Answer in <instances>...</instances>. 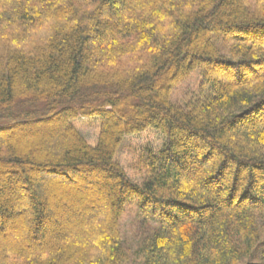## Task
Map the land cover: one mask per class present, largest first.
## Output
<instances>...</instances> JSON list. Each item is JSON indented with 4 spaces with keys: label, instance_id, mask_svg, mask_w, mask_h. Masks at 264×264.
<instances>
[{
    "label": "trees",
    "instance_id": "1",
    "mask_svg": "<svg viewBox=\"0 0 264 264\" xmlns=\"http://www.w3.org/2000/svg\"><path fill=\"white\" fill-rule=\"evenodd\" d=\"M148 129L135 181L116 155ZM100 170L107 202L72 194ZM0 186V264H264V0H0ZM67 209L95 212L46 238Z\"/></svg>",
    "mask_w": 264,
    "mask_h": 264
},
{
    "label": "rangeland",
    "instance_id": "2",
    "mask_svg": "<svg viewBox=\"0 0 264 264\" xmlns=\"http://www.w3.org/2000/svg\"><path fill=\"white\" fill-rule=\"evenodd\" d=\"M216 70V69H215ZM246 72V71H245ZM249 77V75H248ZM251 76L249 77V79ZM201 83V78L199 77V74H193L191 75L188 80L185 82L179 84L173 91L172 94V100L174 102L182 103L183 101L189 99L192 94L199 90V84ZM73 124L75 127L82 133V135L85 137V139L88 141V143L92 146H95L97 144V141L99 139L100 135V120L95 117H86V118H78L73 121ZM248 126H253L252 123L248 124ZM32 132L35 130L29 129ZM164 143V137L161 133L148 129L144 131L143 133H140L138 135L129 136L127 137L122 145L120 146L118 153L116 155L117 162L124 168L128 176L135 180L140 181L141 177L143 175V172L139 171V167L141 165V151L143 149H146L147 147L153 148L155 151L159 150ZM105 172L103 170H100L98 173V176L93 179L90 184L88 185L90 188H83L82 191H76L72 194L75 196H80L81 198H84V196H90L92 199L97 200L99 205L104 204L107 202V197H105V192H107L110 189V186L112 185V179L108 180V185L103 186L101 181L102 178H104ZM72 186V185H71ZM2 190V187L0 186V192ZM3 191V190H2ZM99 192L100 194H97L96 192ZM12 192L5 191L6 195H10ZM24 195V194H23ZM67 195H63V197L66 198ZM25 197V195H24ZM60 197V196H59ZM62 198H58L56 200H52L53 207L55 208L56 212L61 210L64 207L63 202L61 201ZM22 202H24L22 200ZM70 202V201H69ZM74 204V203H73ZM77 205H73L72 208H76ZM69 211L68 214H66L64 217L58 216L56 219H47V224H49L48 228V235L46 238L53 239L55 233H61L63 232L64 228L71 224L72 222L76 220H80L82 218H87L95 211L92 209H85L83 210V213L80 214V216L75 217L74 211L72 209H67ZM20 212H24L23 208L19 209ZM77 212V211H76ZM136 215V208L133 205H128L126 209V213L122 219V232L124 235H126L128 238H133L136 228H137V220L135 219ZM56 221L53 223V221ZM52 223V225H51ZM21 228L13 227V225H10L7 232V242L9 245H17L16 238L19 237L25 238L26 235L21 232ZM44 240H38L36 242H32L29 244H26L27 247H32L35 245H42L45 243ZM32 244V245H31Z\"/></svg>",
    "mask_w": 264,
    "mask_h": 264
}]
</instances>
